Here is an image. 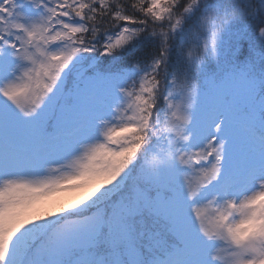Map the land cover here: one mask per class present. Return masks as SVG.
<instances>
[{
    "label": "snow or ice",
    "instance_id": "6c2138e0",
    "mask_svg": "<svg viewBox=\"0 0 264 264\" xmlns=\"http://www.w3.org/2000/svg\"><path fill=\"white\" fill-rule=\"evenodd\" d=\"M262 27L264 0H0V264H264Z\"/></svg>",
    "mask_w": 264,
    "mask_h": 264
},
{
    "label": "clouds",
    "instance_id": "9594fccd",
    "mask_svg": "<svg viewBox=\"0 0 264 264\" xmlns=\"http://www.w3.org/2000/svg\"><path fill=\"white\" fill-rule=\"evenodd\" d=\"M208 16L210 20V25L205 24V32H208V28L211 27V31L215 33V38L218 41L219 36L224 31V29L227 27V25L231 22L232 19L235 18L237 15V10L235 8H224L217 5H213L209 8L208 13L205 14ZM264 31V27L261 29ZM209 35V44L211 45V38ZM187 55V52H186Z\"/></svg>",
    "mask_w": 264,
    "mask_h": 264
},
{
    "label": "trees",
    "instance_id": "16d2710c",
    "mask_svg": "<svg viewBox=\"0 0 264 264\" xmlns=\"http://www.w3.org/2000/svg\"><path fill=\"white\" fill-rule=\"evenodd\" d=\"M242 24H246L248 27V33L251 37L255 38V28H254V22L249 20L248 18H245V20L242 22ZM242 25H237V27H240ZM242 48H241V54L237 57V61H243L248 55V41H242ZM256 47L264 49V45H261L259 41L256 42ZM258 70L259 71H264V61H262L258 65ZM207 71L209 73H216L217 72V67L214 63H210L207 66ZM262 92H264V89H262Z\"/></svg>",
    "mask_w": 264,
    "mask_h": 264
},
{
    "label": "rangeland",
    "instance_id": "374dc122",
    "mask_svg": "<svg viewBox=\"0 0 264 264\" xmlns=\"http://www.w3.org/2000/svg\"><path fill=\"white\" fill-rule=\"evenodd\" d=\"M58 199H59V202L67 205L68 202L75 200L76 196L73 194H64V195L60 196Z\"/></svg>",
    "mask_w": 264,
    "mask_h": 264
}]
</instances>
